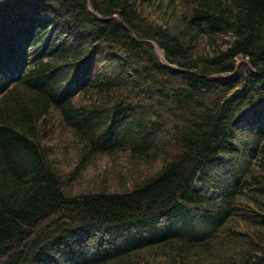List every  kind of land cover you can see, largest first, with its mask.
I'll use <instances>...</instances> for the list:
<instances>
[{"label":"trees","instance_id":"16d2710c","mask_svg":"<svg viewBox=\"0 0 264 264\" xmlns=\"http://www.w3.org/2000/svg\"><path fill=\"white\" fill-rule=\"evenodd\" d=\"M258 102L264 0H0V264H264Z\"/></svg>","mask_w":264,"mask_h":264},{"label":"rangeland","instance_id":"374dc122","mask_svg":"<svg viewBox=\"0 0 264 264\" xmlns=\"http://www.w3.org/2000/svg\"><path fill=\"white\" fill-rule=\"evenodd\" d=\"M262 105L261 102L256 103L252 107H250L248 110L244 111L238 118L237 121L239 123H245L250 119H253L254 116L256 118V121L258 122H264V109L262 110ZM63 131L60 129L59 125L57 128L54 130V133L50 135L48 138H46L44 141L46 142L47 145H53V144H59V147L62 144L63 138H67L68 135L66 133H62ZM58 149L57 151L54 152V155L59 159L60 161L63 160L64 162L62 165L64 167H71L75 163V150H71L67 156L66 152L64 151L65 149L63 146L61 149ZM63 148V149H62ZM248 152H251V149H247ZM121 155H117L114 157H108V156H100V157H95L94 159L91 160L90 163L86 165V167L83 169V172L81 174V177L77 182H79L82 185H92L94 183H99L101 180V175L104 174L105 172H108V170H111V168H114L116 166L117 161H124L125 158H120ZM123 157V156H122ZM110 176V175H108ZM219 177V176H218ZM112 179V178H111ZM219 181V179H217ZM112 182V180H111ZM202 187L200 181L195 182V188L200 189ZM208 194L210 196L216 197L219 194V190L217 187L214 186V181L212 180L210 183V187L208 188Z\"/></svg>","mask_w":264,"mask_h":264}]
</instances>
